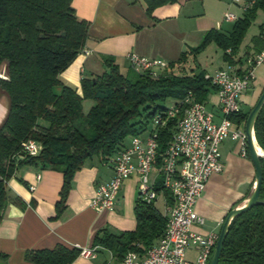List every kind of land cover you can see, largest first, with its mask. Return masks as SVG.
<instances>
[{"label":"trees","instance_id":"1","mask_svg":"<svg viewBox=\"0 0 264 264\" xmlns=\"http://www.w3.org/2000/svg\"><path fill=\"white\" fill-rule=\"evenodd\" d=\"M176 0H146L147 12ZM72 0H0V91L8 99V111L0 124V222L7 204L6 183L17 166L40 165L62 174L56 216L65 209L74 174L86 161L97 158L106 163L125 139L139 135L155 116H164L167 100L173 103L188 94L204 103L215 90L204 73L175 75L164 73L157 78L148 74L123 75L110 58L104 60L107 71L100 76L81 79V95L64 85L59 75L84 49L88 22L79 20ZM264 0L244 12L231 32H206L189 54L194 57L210 44L223 52L224 62H233L239 47ZM260 35L252 39L259 52ZM229 51V53H227ZM187 53L177 63L185 61ZM174 66L169 64V68ZM55 87H60L56 95ZM93 106L84 114L82 102ZM248 113L236 116L245 121ZM174 121L162 131L161 149L168 142ZM254 136L264 153V104L254 122ZM33 140L40 146L35 157H24L22 144ZM249 158V153H247ZM262 185L259 200L264 202V158L260 159ZM136 227L133 231L110 233L106 229L94 238L93 247L110 251L118 259L128 251L143 253L163 235L166 218L153 203L138 196L134 204ZM78 248L61 244L53 249L28 250L24 259L32 264H72L80 255ZM7 256L0 252V261ZM218 264H264V204L252 207L232 219L223 243Z\"/></svg>","mask_w":264,"mask_h":264},{"label":"crops","instance_id":"2","mask_svg":"<svg viewBox=\"0 0 264 264\" xmlns=\"http://www.w3.org/2000/svg\"><path fill=\"white\" fill-rule=\"evenodd\" d=\"M249 1L176 0L148 13L146 0H72L75 16L89 24L88 37L84 49L59 75V80L81 95V79L100 76L107 71L106 58L114 61L121 74L133 73L128 61L130 54L159 59L168 66L173 63L166 73L175 75L202 71L211 76L229 66L243 68L244 58L256 53L252 39L264 31L263 9L257 11L249 27L254 26L255 31L247 37V30L232 63L223 61V52L215 44L221 51V61L215 66H211L212 61L208 65L203 58L212 44L195 57L189 53L199 45L206 32H231L235 21L243 17V7ZM259 11L263 18L256 22ZM227 13L234 15L236 20H226ZM184 53H187L185 61L177 63ZM258 69H255L258 75L249 90L239 99L240 113L249 114L264 91V76ZM54 92L60 94L61 88L55 87ZM210 101V112L218 116L215 90L209 93L206 105ZM245 122H237L235 118L231 128L244 130ZM252 136L254 146L259 149L253 130ZM220 154L223 171L209 179L195 205L203 224L194 226L193 230L203 236L213 233L219 237L228 213L243 206L255 187L254 167L250 158L239 154L236 142L226 139L220 146ZM111 177L112 169L107 163L97 158L86 161L74 174L65 209L57 217L55 206L60 199L62 174L40 165L17 166L6 183L8 201L0 222V252L7 256L5 264H32L24 259L26 251L53 249L58 244L80 250L95 249L94 257L80 254L72 264H118L117 257L102 247H93V241L104 229L110 233L135 229L133 209L138 196L137 178L124 181L111 211L91 208L96 188L109 182ZM193 253L197 255L196 248L188 249L186 260L194 261L187 258V254Z\"/></svg>","mask_w":264,"mask_h":264},{"label":"built area","instance_id":"3","mask_svg":"<svg viewBox=\"0 0 264 264\" xmlns=\"http://www.w3.org/2000/svg\"><path fill=\"white\" fill-rule=\"evenodd\" d=\"M260 1L250 0L243 11ZM231 2L238 3L239 0ZM225 19L236 20L230 13L225 14ZM261 38L262 49L247 55L243 68L229 66L211 76H204L215 87L218 116L206 110L205 102H197L188 94L166 108L164 116L157 115L152 119V127L146 137L140 134L130 137L129 144L121 146L106 162L112 169V177L96 188L91 208L111 211L124 181L136 177L138 197L154 205L157 198L162 197V215L166 218L164 233L156 243L143 253L126 252L118 264H209L218 236L213 233L203 236L193 230L194 226L203 224L195 205L209 179L223 171L220 146L226 139L236 142L239 154L247 157L244 130L232 129L231 126L241 112V95L253 83L255 69L264 64V32ZM128 61L134 72L153 78L166 73L168 68L162 60L135 54H130ZM170 121H174V125L168 142L161 149L162 131ZM39 151L40 146L29 140L22 144L20 153L24 157H35ZM190 248L197 249L196 259L192 262L185 257ZM80 254L94 257L95 249H84Z\"/></svg>","mask_w":264,"mask_h":264},{"label":"water","instance_id":"4","mask_svg":"<svg viewBox=\"0 0 264 264\" xmlns=\"http://www.w3.org/2000/svg\"><path fill=\"white\" fill-rule=\"evenodd\" d=\"M263 104H264V91L261 94L255 106L253 107V109L248 114V117L245 122V127H244V132L246 135V141H247V146H248L249 158H250V161L255 171V187L252 193L249 195L246 203L243 206L234 208L228 213L222 225V228H221L218 240L216 242V245L214 247L213 254L209 261V264L219 263V257H220V254L223 248V243H224V240L227 234L229 224L232 221V219L238 215H241L247 212L254 206L264 204V202H261L259 200V194H260L261 185H262V169H261L260 159L264 158V156H261L257 153L254 143H253V138H252V130L254 131L253 129L254 122ZM6 108H7V104H6V99L4 97V99L0 101V122L3 121V118H5L7 114V112L5 114ZM0 264H5V262L0 261Z\"/></svg>","mask_w":264,"mask_h":264},{"label":"rangeland","instance_id":"5","mask_svg":"<svg viewBox=\"0 0 264 264\" xmlns=\"http://www.w3.org/2000/svg\"><path fill=\"white\" fill-rule=\"evenodd\" d=\"M262 18H263V14H262V12L261 11H259L258 12V15H257V19H256V22H259V21H261L262 20ZM253 31H255V28H254V26H252L249 30H248V32H247V37H249V35H251V33L253 32ZM220 56H221V51L214 45V44H212L211 46H210V48H208V50H207V53L203 56V58H204V62L205 63H207L208 65H211L210 64V62L212 63V65L211 66H215L216 64H218V63H220ZM259 68V69H258ZM257 69H258V71H259V73L261 74V76H264V64L263 65H261V66H259V67H257ZM256 71V70H255ZM255 74H254V76H256L257 77V75H258V72L256 73V72H254ZM2 76H5V68L4 67H1L0 68V77L2 78ZM259 83L258 84H261L262 82H263V80L262 81H258ZM4 97H5V99H6V104H7V108H6V111H5V114H6V112H7V110H8V99H7V97L6 96H4V94L0 91V101H2L3 99H4ZM212 98H213V95H211V97H210V100H212ZM173 104V100H167L166 102H164L163 104H162V106H164L165 108H169L171 105ZM92 105H93V102L92 101H90V100H85L84 102H83V104H82V111H83V113L84 114H86L89 110H90V108L92 107ZM217 105V104H216ZM210 109H211V101H210V103L208 104V105H206V110L208 111V112H210ZM4 114V115H5ZM3 120H4V118H3ZM2 122H0V124H1ZM152 127V120L151 121H149V123H148V125H147V130L146 131H143V132H141L140 133V135L142 136V137H146V135L148 134V132H149V130H150V128ZM130 138V137H129ZM129 138H126L125 139V141H124V143L126 144V145H128L129 144V141H130V139ZM155 207L157 208V210L162 214L163 213V205H162V197H158L157 198V200H156V202H155ZM196 254L195 253H193V254H187V258L189 259V258H191L192 260H194L195 261V259H196Z\"/></svg>","mask_w":264,"mask_h":264},{"label":"bare ground","instance_id":"6","mask_svg":"<svg viewBox=\"0 0 264 264\" xmlns=\"http://www.w3.org/2000/svg\"><path fill=\"white\" fill-rule=\"evenodd\" d=\"M253 137V136H252ZM255 149H256V151H257V153L259 154V155H261V156H264V153H263V151L259 148H256L255 147Z\"/></svg>","mask_w":264,"mask_h":264}]
</instances>
